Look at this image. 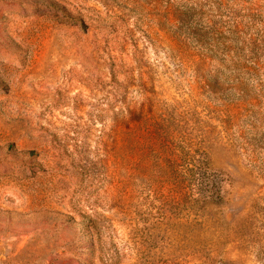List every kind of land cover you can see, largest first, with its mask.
I'll list each match as a JSON object with an SVG mask.
<instances>
[{
  "label": "rangeland",
  "instance_id": "obj_1",
  "mask_svg": "<svg viewBox=\"0 0 264 264\" xmlns=\"http://www.w3.org/2000/svg\"><path fill=\"white\" fill-rule=\"evenodd\" d=\"M0 264H264V0H0Z\"/></svg>",
  "mask_w": 264,
  "mask_h": 264
}]
</instances>
